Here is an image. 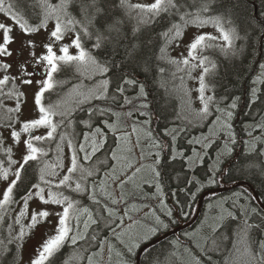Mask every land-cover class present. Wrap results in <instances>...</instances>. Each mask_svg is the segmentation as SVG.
I'll list each match as a JSON object with an SVG mask.
<instances>
[{
    "label": "snow or ice",
    "instance_id": "obj_1",
    "mask_svg": "<svg viewBox=\"0 0 264 264\" xmlns=\"http://www.w3.org/2000/svg\"><path fill=\"white\" fill-rule=\"evenodd\" d=\"M74 4L79 6L80 19H77V16L70 11V7ZM37 7L42 10L36 13L39 23H29V19L32 18L29 12ZM0 13L5 14L4 19L0 21V70L4 73L0 76V126L4 130H10L11 139L17 145H23L24 148L20 158L13 159L12 147H2L5 138L0 132V150L7 157L6 161L0 159V183L4 184V187L0 189V222L8 220L13 206H19L13 221L15 225H19L16 235H12L13 223H8L6 229L0 225V264H22L21 250L25 236L41 224H51V217L56 218V223L51 233L47 234L39 247L34 250V255L30 257L28 264H55V257L69 243L75 246L78 241H85L89 244L95 241L96 235L92 234L88 237V230L93 225L98 226V221L93 218V213L89 208L80 206V200L76 199L77 196L87 194L88 199L98 209V213H107V217L99 216L106 226H110L115 221L121 205L124 206V215L129 214L130 209L127 206V197L123 189L127 183L135 180L145 165L141 164L131 175H127L128 169H131L135 163L130 159L127 166L121 167L120 173L117 174L118 165L123 159L118 155V151H123L120 141L131 145L129 134L123 133L116 138L117 146L110 150L109 155H106L103 160L97 159L95 166L85 167L81 161H91L97 153L101 152L107 142L106 129L115 132L117 124L103 120V126L93 127L92 125L93 117L112 114L111 107L93 108L89 106L86 109L89 114L88 119L77 121L73 113L78 109L85 111L83 105L93 100L108 98L113 103L120 104L122 99L123 104L120 106L130 108L124 113L126 117H132L134 113L145 116L148 118L143 121V125H150L153 120L167 119V117L162 112L149 116L152 112V102L148 100L150 94L148 84L147 81L142 82L136 72L142 69L145 74L151 70L164 73L165 69L159 67L162 62L175 66L177 71H184L188 76H191L192 70L201 69L199 76L194 77L198 80L197 99L202 105L198 116L201 119L207 118L212 114L210 109L214 108V111L219 114L213 121L217 127L215 129L210 127L209 131L213 136L223 134L227 141L235 144L232 121L240 101L244 100L245 107H248L260 102L261 97L264 96L261 89L255 86L250 87L249 92L243 97L231 96L227 86L228 69L225 68L224 74L221 75L218 57L231 62L244 52V45L239 47L236 45V41L243 38L235 27L231 26L232 20L229 19L231 6L225 0H151L148 3H132L131 0H59L56 4L50 3L49 0H16L15 3H8L7 6L5 0H0ZM50 19H54L55 24L48 32L46 41L38 43L34 39H24L20 41L18 48L12 47L17 41L14 34L17 29L25 37L37 34L41 29L48 28ZM208 25H211L217 34L194 32L191 37H188V42L184 43L190 27L202 30ZM69 34H72L70 43H64L65 37ZM182 46L186 55L180 53L178 59L170 54L171 50ZM37 47L43 50L39 55L36 53ZM14 54L16 59L13 61ZM13 64H15L14 74L11 71ZM73 67L82 75L90 73L91 75H107L109 78H104L99 81L98 86L81 92L80 99L76 101L74 107L58 111L61 101L59 99L46 101L45 95L46 93L50 95L57 85L62 86L67 83V81L56 80V76ZM259 67L264 70V63H261ZM37 72L42 73L41 79H35ZM236 75L240 76L241 73L237 72ZM261 76H264V71L260 76L255 77L253 85L264 83ZM180 79L181 90L187 95L188 90L183 88L184 77L181 76ZM9 84L12 87L4 91L5 86ZM33 85L36 88L33 94L35 115L32 118L22 119V104L26 103L27 97L23 89ZM110 85L113 87L110 88ZM73 87L79 88L80 85ZM221 87L224 88V94L217 96L216 93ZM129 90L136 94L134 96L125 95ZM109 93H111L110 97ZM230 97L231 103H227ZM5 100H14L15 106L7 107ZM115 115L119 118L120 113H115ZM54 117L58 119L54 120ZM176 119H181V117L176 116ZM76 123L89 129L83 133V140L79 141L78 146L75 133L67 131ZM137 124L138 121H133V132L140 130ZM17 125L19 130H17ZM248 127L264 129V122ZM40 129L44 130V134H35L34 130ZM185 131L184 127L169 128L165 125L156 136L150 128L145 132L147 137L145 143L157 151L148 153L149 156H154L153 163L147 165L151 171V178L143 180L142 184L155 187L153 195L160 198V205L164 211L163 218L153 212L154 225L142 238L135 239L127 247L129 254L139 248L141 242H147L158 232L167 230L177 223L180 216L191 215L185 209L192 206L196 193L205 187L204 182L195 175H188V172H192L198 164L204 162L205 156L201 155L196 148H192L191 155L177 150V138ZM25 133L29 134L27 138L23 136ZM248 134L251 135V132ZM256 139L259 140V137ZM202 140L208 141V137H194L188 143L201 144ZM65 141L70 150V160L67 166L62 163ZM37 142H43L47 147L37 146ZM211 143L208 141L203 144V147L208 148ZM52 144H55L56 163L42 160L53 150ZM136 144H141L139 136ZM134 147L135 145H131L127 151L131 153ZM232 152L233 149L229 148L226 142L225 150L218 154L212 172L207 177L208 184L217 182V174L223 176L227 172L231 175L232 170L240 165L241 160L246 162L242 165L244 168L256 169L258 172L264 170V159L256 162L248 161V154L241 158L235 156L228 158ZM140 155L143 158V147H141ZM257 155L264 157V151H257ZM220 156L225 157L223 168L218 167L221 164ZM177 158H180L181 172H184V175L181 178L177 174L175 179L179 180L184 187L180 188L177 185L178 190H174L172 196L178 197L179 192H184L190 199L186 198L181 201L176 198L169 207L164 199V187L166 180L173 179L172 173L175 169L172 165ZM109 160L115 163L100 177L99 190L101 196L110 201L111 206L107 202L102 203L101 199L97 198V183L95 182L100 166H107ZM33 162H41L43 166L30 172L29 169ZM185 166L187 172L184 171ZM65 168L66 171L63 173L58 171V169ZM120 175H124L125 178L120 179ZM57 176H62V178L56 181L53 178ZM90 178L93 183L89 185ZM108 179L113 182L119 181L117 187L122 190L119 198L109 191L111 186L107 183ZM142 184H136V188L141 195H146L142 191ZM188 185H192L196 191L193 192ZM235 195L236 198L232 201V211L224 208L223 202L221 203L219 222L211 226V231L215 233L217 229H227L229 225L225 221H236L235 209L238 208L243 219L237 223V228L234 230L235 236L239 239L233 240V247L236 248V244L240 242L244 244L243 257L238 264H264V207H245L239 204V199L244 194ZM30 204L36 206L30 208ZM49 206H60L61 210L56 211ZM131 210H136V205H132ZM85 214L87 218L83 221V231H81V216ZM174 216L177 219H173ZM25 218H27V224L23 222ZM119 220L121 233L118 235L113 230V234L117 235L118 239L124 234L123 217H119ZM249 220L254 222L250 223ZM5 231L7 235H4ZM228 239L227 232H222L221 240L227 241ZM197 247L206 254L209 251L220 250L216 240H213L212 246L207 250L199 244ZM100 248L103 249L102 241ZM109 251L111 252V247ZM144 251L148 253L151 250L145 249ZM236 251L239 249L237 248ZM117 255L120 254L117 253ZM193 259L195 264H202L199 258L193 257ZM207 259L208 264H213L211 255H208ZM89 264H91V256ZM122 264H127V261H122ZM224 264H232V262L226 259Z\"/></svg>",
    "mask_w": 264,
    "mask_h": 264
},
{
    "label": "rangeland",
    "instance_id": "obj_2",
    "mask_svg": "<svg viewBox=\"0 0 264 264\" xmlns=\"http://www.w3.org/2000/svg\"><path fill=\"white\" fill-rule=\"evenodd\" d=\"M15 2H16V0H5V5L7 6L8 3H15ZM49 2L52 4H56L59 2V0H49ZM131 2L132 3H148V2H151V0H131ZM41 11L42 10L38 7L33 9V10H30L29 16H31L32 18L29 19V23H39V19L36 18V13H40ZM70 11L74 15L77 16V19H80V16L78 15V13H79V6L78 5H75V4L72 5L70 7ZM4 16H5L4 13H0V21H2L4 19ZM229 19H231V18H229ZM54 24H55V20L50 19L48 21V28L47 29H41L39 33L32 34V35L27 36V37L22 36L20 34L19 30L17 29L16 32L14 33L17 37V41L15 44L12 45V47L18 48L20 46V41L24 40V39H34L38 43L41 41H46L47 34L54 27ZM231 26L235 27V29H236V24L233 20H232ZM226 27H227V25H226ZM199 31L217 34L216 30L211 25L205 26L202 30H198L195 27H190L187 30V36L184 38V43L188 42V37H191L194 32L198 34ZM71 38H72V34H69L68 36H66L64 43H70ZM42 51L43 50L41 48L37 47V49H36L37 55H39ZM70 51H74V50L70 49ZM180 53H183L184 55L187 54L185 49L183 48V46L178 48V49L171 50V52H170V54L173 57H176L178 59L180 58ZM25 55H27V53H25ZM218 58H220V57H218ZM15 59H16V57L14 54L12 57V60L14 61ZM261 63H264V52H262L260 54L258 66ZM173 67L175 69H173L169 72L167 78L165 79L164 77H162L160 81H161V84L169 83L171 93L174 94L175 97L178 98L180 101L179 102V105H180L179 112L177 111L176 116H180L181 119H179V120L185 122L184 126L186 127V131H185V133H182V134L186 135V134L190 133L194 137H197V138L202 137V136L208 137V141L212 142L211 146L208 148L203 147V144L208 142V141H204V140H202L201 144H193V145L188 146V145H184V142L182 140L183 138L181 137L182 135H180L176 141L177 150L178 151L182 150V151L186 152L188 155H191L192 148H196V150L201 155L205 156L204 162H206V156L211 155L212 151H214L217 147L221 146V143H222V146L220 148V153H222L225 150V143L228 142L227 138L223 134H217V135L213 136L211 134V132L209 131L210 127L213 129H215L217 127L213 123V121L216 120V116L219 114L214 111V108H212V109H210L212 114L210 116H208L207 118L201 119L198 116V112H199L200 108L202 107V105L200 104L199 100L197 99L198 93H197L196 89L198 87V80L194 79V77L199 76L201 69L192 70L191 76H188L184 71H177L176 67L175 66H173ZM73 68L69 70V73L73 70ZM11 71L13 74L15 73V64H13V68ZM29 71H31V69H29ZM262 71H264V70L260 69L259 76L261 75ZM73 72H74V70H73ZM3 74H4L3 71L0 70V76H2ZM78 74H79V77L81 78V80L78 79L77 82H68L69 79H72V78L68 77L66 79L67 83H65V84L66 85L69 84V86L63 92H59V94H58V88L60 85H57L58 88L56 87L57 91L54 93L55 95H54V98L52 97V100L55 101V100L59 99L61 101L60 108L58 109V111H64L68 108L74 107L76 101L78 99H80V93L81 92L87 91L88 88L98 86L99 81H101L104 78H107V75L106 76H100L99 74H97V75H94L93 77H91L90 73H85L83 75L81 73H78ZM173 74H175V75L173 76ZM181 76L184 77L183 88H186L188 90L187 95H185L184 92L181 90V79H180ZM41 78H42V73L37 72L35 79H41ZM87 78L89 80H94L95 83L92 81L86 82L85 79H87ZM263 78H264V76H261V80ZM62 79L63 78H58V79L56 78V80H61V81H62ZM253 80H254V78H252V84L250 85V87H252V85H253ZM17 83H19V82L17 81ZM74 85H80V87L74 88L73 87ZM87 85H89V86L85 88V86H87ZM254 86L258 88L260 86V83H256ZM11 87H12L11 84L5 86L4 91H7ZM84 88H85V90H84ZM23 90L27 93V97H26V103L22 104V109H23L22 119L23 118H32L35 115L34 100H33V94L36 90L35 85H33L32 87L24 88ZM51 95H52V93H51ZM4 103L7 107H14L15 106L14 100H5ZM227 103H231V100H228ZM106 106H107L106 108L111 107L112 111L114 112V116L112 118H110L109 115L108 116L105 115V117H99V119L97 121L98 123L97 124L94 123V125L103 126V124H101L103 122V120H108L109 123L117 124V130L115 132L111 131L110 132L111 134L109 135V141L111 142V144H114L116 138L121 136L123 133H128L131 145H135V147L132 149L131 153H129L127 151V149L131 145L125 141H120V146H121V149H123V151H118V155L123 157V159L120 161V164L118 165L117 174L120 173L121 167L127 166L130 159L135 161V163L131 169H128L127 175H131V173L135 170V168L140 167L141 164L145 165V167L142 169V171L140 173L137 174V177L135 178V180L133 182L127 183L123 189V192H124L125 196L127 197V200H126L127 206L130 209L129 214L124 215V206L121 205L119 207V210L117 213V218L115 219V221L113 223H111L110 226H106L105 223L99 219L100 215L107 217V213L106 212H99L98 213V209L96 208V206L93 205L92 201L88 199L87 194H84L83 196H77L76 197V199L80 200V206L89 208L93 213V218L97 219L98 226L93 225V226H91V228H95L96 232L99 234V236L101 238H103V241H102L103 242V249H101L100 245H99L96 249L91 250V252L89 254L90 250H88V249H90V248L86 249L87 248L86 243L82 242L80 248H77L76 246H70L69 249H71V251L68 254V251H66L67 247H64L61 250V252L55 257V264H87V262H89L90 256H91V264H99L100 260L102 262L101 264H109V262H112L113 264H122V261H127V264H134V258L133 257L135 255V253L137 252L138 248L134 249L132 254H129V253H127V247L130 246L131 243L135 239L142 238L144 236V234L147 233L148 229L154 225L153 212L155 213V215H159V216L163 215L162 212L164 210L161 208L160 198L153 195V193L155 192V187L153 185H143L142 184L143 180L151 178V171L147 167V165H151L153 163L154 156H149L148 153L157 151V149L152 148V147H150L149 144L145 143V141L147 140L145 132L149 129L150 125L148 128H145V125H143V121H144L143 118L140 115H137L134 113L135 116L133 115L132 118H130V119H133V120L140 119V123H142V124L138 123L137 127L140 130L138 132H133L132 131L133 123H130L129 119L124 115V113L128 112L129 107L128 108H125V107L122 108L121 107L122 110L117 111V104H113V105L107 104ZM244 109H247V107H245V105H244V100H241L238 108L235 110V116H234L233 121H232L233 131L235 132L236 151L239 149L238 153L250 152L251 153L250 155H252L254 152H256V156H258L257 151H264V129L256 128V127H248V126H255L257 124L264 122V121H262V118H264V114L259 115L258 118L254 121L253 120H247L244 117V113H245ZM78 112H79V109L75 113H73V116L75 114H77ZM115 113H120L121 115H123V117L125 116V120H121L120 116L118 118L115 115ZM86 116L87 115L82 116L81 119H78L75 116L74 117L77 121H79V120H87L88 117H86ZM94 118L95 117H93L92 121H94ZM55 119H58V118L54 117V120ZM99 120L101 121V123L99 122ZM117 121H118V123H117ZM167 122H166V124L162 123V126L160 127L161 131L163 130L165 125H167L169 128L177 127V126L173 125L171 123V121H170V123H167ZM81 126L86 127V126L79 125L78 123H76V124H73V126L71 128L67 129V131L69 133H72V132L75 133L77 146H78L79 141L82 140L81 136L77 140L78 135L80 133V127ZM151 128L153 129V126H151ZM17 130H19L18 125H17ZM34 131H35V134H37V135L44 134L43 129L34 130ZM0 132L3 133V136L5 138L4 144L2 147L7 148V147L11 146L13 149L12 158L18 160L24 151L23 145H17L11 139L10 130H4L3 127L0 126ZM106 132H107V129H106ZM248 132H251V135H249ZM28 135L29 134H27V133L23 134V136L25 138H27ZM153 135L156 136L155 133H153ZM138 136L141 139L140 145L136 144ZM188 137H189V134H188ZM257 137H259V140L256 139ZM245 142H247V143H245ZM231 144L233 145V143H231ZM215 145H217V146L215 148H213ZM232 145L228 146V147L232 148ZM240 145H242V147H240ZM37 146L47 147V145H45L43 142H37ZM248 146H251V147H248ZM51 147L53 150L50 151L48 156L44 157L43 160H46L49 163H56L57 162V154L54 150L55 144H52ZM141 147H143V149H144L143 158H141V155H140ZM63 148H64V151H63V155H62V163L65 166H67L69 164V160H70V150L67 146L66 141L63 145ZM114 148H116V146H114L112 149H114ZM232 149H233L232 153H234V148H232ZM0 151H2V150H0ZM4 158L7 159L6 156H4ZM104 158L105 157L102 156V157H98L97 159L103 160ZM260 158L264 159V157H260ZM97 159L91 160L88 162H83V161H81V162L84 163L85 167H93L96 165ZM258 160L259 159L256 157V158H252L250 161L256 162ZM42 166H43V164H42ZM110 167H111V165L109 164V161H108L107 166H100V172L95 177V182L97 183V198L101 199L102 203H104V202L109 203V206H111L110 201L106 200V198L102 197L100 194L99 180H100V177L103 176V174L105 172H107ZM244 169L245 168L243 167V170ZM250 170L253 173H257L259 179H261L264 182V170H261L259 172L256 169H250ZM58 171L63 173L66 171V168L65 169H58ZM247 171L250 172L249 170H247ZM192 175H195L198 179H200L202 182H204L205 186L210 185L207 183V177L209 175H206V176L198 175V172L195 170H193L191 172V176ZM60 178H62V176H57V177H54L53 179L58 181ZM124 178H125L124 175H120V179H124ZM73 179L75 180V177ZM88 183H89V185L91 183H93L91 178L89 179ZM107 183L111 186L109 191H112L114 196L116 198H119L121 196V191H122L119 187H117V184L119 183V181L113 182L111 179H108ZM138 183L142 184V191L146 195L140 194L139 190L136 188V184H138ZM3 187H4V184L0 183V189H2ZM73 187H74V183H73ZM191 190L193 192L196 191V189L194 187H192V185H191ZM235 193H237V191L231 192V194H235ZM231 194H227L225 196H223V195L217 196L213 199H210V201L208 200L206 202V205L204 204V206H205L204 211L205 210L207 211L205 213V217H203V215H204V213H203L202 214L203 218L201 217L202 219L199 222L196 229H193V230L189 229V230L184 232V234H186L184 236L185 237H188V236L191 237L196 245H198V244L202 245V243H205V242H209L212 244L213 240H216L217 244L219 245V248H220L219 251L220 252L223 251L222 245H224V249L227 248L228 251L226 254H220L223 256V258L221 257V260L218 261L216 258L217 264H221L222 261H223L222 264H224L226 259L228 261L232 262V264H238L240 259L243 257V253H244L243 242L237 243L236 248L233 247V240H236L239 238L235 236L234 232H232V230L234 231L237 227L235 229L234 228L232 229L231 227L237 226V223H239L243 219V218L237 217L238 215L242 216V214L238 210V208L235 209V214H236L237 220L234 221L233 224L229 225L227 229H224L222 231H219V229H217V231L215 233H213L211 231V226L219 222L218 218H219L220 213H221V203L223 202V207L228 209L229 211H231L229 206H232V204L229 203V200L231 199L230 201L232 202L234 199V198H231L232 197ZM176 198H179L181 200V197L179 196V194H178V197H175V199ZM164 199L166 200V203H168V199L165 197H164ZM248 199L250 200V197H248ZM239 204L244 205L241 201V198L239 199ZM132 205H136V210H131ZM251 205H252V207H254L253 203L250 205L248 204L246 207L250 208ZM35 206H36L35 204H30V208H34ZM49 207L54 208L56 211L61 210L60 206H49ZM155 208L161 214L157 213ZM18 210H19L18 205L13 206L11 216L8 218V220H6L4 222H0V225H2L6 229V226L8 223H13L15 214H16V212H18ZM121 216L123 217V226L122 227L124 229V234L120 235V238L118 239L117 235L113 234V230H115V233L118 235L121 233V226H120V220H119V217H121ZM86 218H87L86 214L81 216V231H83V221ZM161 218H163V216ZM50 219L52 221L51 224H48V223L41 224L38 228L31 230L25 236V238L22 242L23 246H22V250H21L22 257H23L22 264H28L30 257H32L34 255V250L39 247V245L45 239L46 235L51 233V231H52V229L56 223V218L51 217ZM173 219H174V217H173ZM23 222L25 224H27V222H28L27 218H25V220ZM249 222L252 223L254 221L249 220ZM18 231H19V225H15L13 223L12 235L15 236ZM26 231H27V229H26ZM222 232H227V234L229 235V239L227 241L221 240V233ZM158 233H160V232H158ZM4 235H7L6 231L4 232ZM154 236H152V237H154ZM142 243H144V242H141L140 245ZM110 247H111V252L109 251ZM237 248L239 249V251H236ZM64 251H66V252L63 253ZM117 253H119L120 255H117ZM131 258H133V261H131ZM178 259H179L178 255L174 251H171L168 254H164V256H163V261L165 262V264H173Z\"/></svg>",
    "mask_w": 264,
    "mask_h": 264
},
{
    "label": "trees",
    "instance_id": "obj_3",
    "mask_svg": "<svg viewBox=\"0 0 264 264\" xmlns=\"http://www.w3.org/2000/svg\"><path fill=\"white\" fill-rule=\"evenodd\" d=\"M225 2L231 6V16L229 18H231L235 22L236 31L243 38V39L237 40L236 45L237 47H239L240 45H244V52L242 55L234 58L231 62L226 61L223 57L218 58L220 61V65H221V75L224 74V69L227 68L229 71V76L227 77V82H228L227 86L229 88V92L231 93V96H242L243 97V91L247 88V86L251 85L252 83V74H253L252 72L255 66H257L259 62L260 54L264 52V0H225ZM159 67L164 68L165 72L159 73L158 71L151 70L145 74L142 69L136 72V75L140 77V80L142 82L147 81L148 89L150 92L148 100L152 102V112L150 113L162 112L163 115L167 117V119L161 118L160 120H157V121L155 120V124L159 126H161L162 123L166 124L167 121H168L167 123H170L171 121L173 125L175 126L177 125V127L178 126L184 127L186 129L184 124L181 122V125H179L178 119L175 118L177 115V111L179 112V108H180L179 102L180 101H178V98H176L175 95L171 93L169 83L161 84V81H160L162 77L166 79L169 72L175 68L164 62L160 63ZM68 72L69 71H66L60 75H57L56 78L57 79L63 78L62 81H66V79L71 76V74ZM237 72H240L241 75L237 76L236 75ZM232 85H235V86L233 87ZM68 86L69 84L68 85L63 84L60 88L63 87L66 89ZM109 87L111 88L113 87V85H110ZM57 88L52 92V95L51 94L49 95L46 93L45 95L46 101L52 100V97L54 98V95H55L54 93L57 91ZM261 93H264V86H263ZM135 94L136 93L131 90L125 93V95H128V96H134ZM223 94H224V88L221 87L220 89H218L216 95L220 96ZM229 100H231V97L229 98ZM121 104H123L122 99L120 101V104H117V111L122 110L120 106ZM91 105H93V103L85 105V108L87 109ZM124 107L128 108V106H124ZM86 109L85 111H83V115L84 116L87 115L86 117H88L89 114L87 113ZM129 110L130 108H128V111ZM244 110H245V113H244L245 119L253 120V121L256 120L259 115L264 114V96L261 97L260 102H257L255 105L248 106L247 109H244ZM108 115L110 116V118H112L114 116V112L112 111V114H107V116ZM74 116L79 119L78 113L75 114ZM120 118L121 120H125V116L123 117V115L121 114H120ZM127 118L129 119L130 123H133V121H138L136 119L135 120L130 119L132 117H127ZM98 119H99V115H97L94 118V121H92V123L97 124ZM99 122L101 123L100 120ZM84 132H87V130L84 129ZM84 132L82 130V127H80L79 135H82ZM188 134L186 135L183 134V138L187 137ZM1 152L3 153V151H0V153ZM103 153H104L103 149H101V152H99L98 155H101ZM243 155L245 154L241 153L239 156H243ZM4 156L5 155L3 153V156H0V159L6 160ZM256 157H258V159L261 160L260 156H255L253 158H256ZM112 163H114V161H109L110 165H112ZM40 167H41L40 162H33L32 167L29 169V171L32 172L34 169H39ZM172 167L175 169V171L172 173L173 179L166 180L165 186L167 187V189L177 188V185H179L180 188H183L184 185L180 184L179 180L175 179L177 174L181 178L184 175V172H181L180 158H177L176 162L172 165ZM206 167H207L206 162L203 164L202 167L198 166L196 168L198 175L200 173H203V171L206 170ZM241 169L240 168L238 169V166H236L232 170L231 176L233 178L245 177L251 180L253 183L256 182L255 178H257L256 177V175H258L257 173L251 172V170L248 168H245L243 171L238 172ZM247 170H249L250 172H248ZM169 171H171V169ZM184 171L185 172L188 171L186 166H185ZM189 174L190 172H188V175ZM257 183L260 185L258 178L255 184ZM263 185H264V182H263ZM188 187L191 188V185H188ZM260 188L264 195V191L261 186ZM260 188L258 189L259 191H260ZM197 194H196L195 201L198 197ZM179 195L181 197V201H184L186 198L190 199V197L186 196V193L184 192H179ZM214 197H216V195H209V198H214ZM195 201L192 203V206L190 208H186L185 210L192 213L193 212L192 210L195 205ZM203 217H205V213ZM187 219H188V216L187 217L180 216L178 218V222L175 224H178L182 221H186ZM226 223H228V225H231L232 223H234V221H228ZM198 224L199 223L191 227V230L196 229ZM222 230H224V228L219 229V231H222ZM95 232H96V229L91 228L88 237H90ZM184 235H186L184 234V232H181L180 234H177V235H172L160 241L159 243H156L152 245L151 247L147 248V249H150L151 251H149L148 253H145L144 251L142 258H141V264H165V262L163 261V256L164 254H168L171 251L176 252L179 258L173 264H195L193 257L199 258L202 261V264H208V259H207L208 255H211L213 264H217L216 258L218 261L221 259V257L223 258V256L220 254H225L224 250L222 252L209 251L206 254L204 251H201V248L197 247V245L195 244V242L193 241L191 237H185ZM99 239H100V236H99ZM201 246L203 249L207 250L212 246V244L209 242H205V243H202ZM222 246L224 249V245ZM94 247H96V243L94 244ZM66 251H64L63 253H65ZM133 258H131V261H133ZM87 264H89V262H87ZM109 264H113V263L110 262Z\"/></svg>",
    "mask_w": 264,
    "mask_h": 264
},
{
    "label": "water",
    "instance_id": "obj_4",
    "mask_svg": "<svg viewBox=\"0 0 264 264\" xmlns=\"http://www.w3.org/2000/svg\"><path fill=\"white\" fill-rule=\"evenodd\" d=\"M240 184H248V185L251 187L252 192H253V194H254L256 200L258 201V203L261 205V207H264V202L262 201V199H261L259 193H258L257 190L255 189V187H254L252 184H250V182H248V181H244V180H242V181L235 182L234 184H232V185H230V186H227V187L208 189V190H206V191L200 196V198H199V200H198V204H197L196 212H195V214L192 216V218H191L189 221H187V222H185V223H183V224H180V225H178V226H176V227H174V228L168 230L167 232L163 233V234L160 235L159 237H157V238H155V239H153V240H151V241H149V242H147V243H145V244H143V245L141 246V248L139 249V251H138V253H137L136 264H141V255H142L143 251H144L146 248H148V247H150L151 245H153V244H155V243L161 241V240L164 239L165 237H167V236H169V235H171V234H173V233H177V232L181 231L182 229H184V228H186V227H189V226H191L192 224H194L195 221L198 219V217H199V215H200V212H201V209H202L203 199H204V197H205L208 193H216V192H219V191H222V190H225V189L231 188V187H235V186L240 185Z\"/></svg>",
    "mask_w": 264,
    "mask_h": 264
},
{
    "label": "flooded vegetation",
    "instance_id": "obj_5",
    "mask_svg": "<svg viewBox=\"0 0 264 264\" xmlns=\"http://www.w3.org/2000/svg\"><path fill=\"white\" fill-rule=\"evenodd\" d=\"M259 72H260V67L258 66V64H257V66H255V68H254V70H253V74H252V78H254L255 79V77H257V76H259ZM262 81H264V79H262ZM252 84V83H251ZM252 86H254V85H252ZM263 86H264V83H260V86L258 87V88H260L261 89V91H262V89H263ZM249 90H250V85L249 86H247V88L243 91V96H245V93H247V92H249ZM240 147H242V145H240ZM239 147V148H240ZM239 152V149L235 152V153H238ZM234 153V154H235ZM246 162L244 161V160H241V163H240V165H238V169L240 168L241 169V167H242V165L243 164H245ZM223 163H222V166H221V168H223ZM241 171H243V167H242V169L240 170V171H238V172H241ZM256 175V174H255ZM225 177L226 178H229V173H227V172H225V174L223 175V176H220V180L223 182H225L226 181V179H225ZM256 177L258 178V181H259V183H260V185L257 183V187L258 188H260V186L262 187V189H263V191H264V185H263V181L261 180V179H259V177H258V175H256ZM253 178V177H252ZM257 178H255L256 179V182H257ZM260 192H261V188H260Z\"/></svg>",
    "mask_w": 264,
    "mask_h": 264
}]
</instances>
